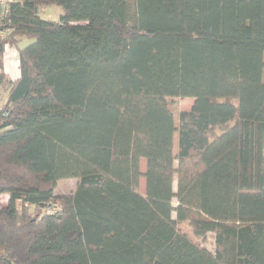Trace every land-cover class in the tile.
<instances>
[{
    "label": "trees",
    "instance_id": "1",
    "mask_svg": "<svg viewBox=\"0 0 264 264\" xmlns=\"http://www.w3.org/2000/svg\"><path fill=\"white\" fill-rule=\"evenodd\" d=\"M263 73L264 0H11L0 264H264Z\"/></svg>",
    "mask_w": 264,
    "mask_h": 264
},
{
    "label": "rangeland",
    "instance_id": "2",
    "mask_svg": "<svg viewBox=\"0 0 264 264\" xmlns=\"http://www.w3.org/2000/svg\"><path fill=\"white\" fill-rule=\"evenodd\" d=\"M64 9L62 6L53 4V5H42L39 7V14L42 18L46 20H51V21H59L61 14H63ZM33 39L27 38V37H22L21 41L19 43L20 47H24L31 43ZM263 80H264V73H263ZM194 98L192 97H173L169 98V102L171 105V108L174 112V117H175V122L176 125H179V115L181 111L184 110H189L192 107ZM178 151V133L176 132L174 134V148H173V153L174 156L177 155ZM175 164L177 165V160L175 161ZM141 169L143 172L146 170V160L142 159L141 160ZM78 179L77 178H67L61 180L56 188V193H71L76 189ZM174 190H177V177H175L174 181ZM145 177L142 176L140 179V192L142 194H145ZM8 200V196L4 194L2 196V203L5 204ZM173 204L177 205V200H173ZM56 210V207L54 206H49L47 208H44L42 213H47V212H53ZM173 217L176 218V213H173ZM178 227L188 233L193 239L204 246H206L209 250L214 251L215 250V239H214V234L209 233L205 238H200V237H195L190 225L188 222H179Z\"/></svg>",
    "mask_w": 264,
    "mask_h": 264
},
{
    "label": "crops",
    "instance_id": "3",
    "mask_svg": "<svg viewBox=\"0 0 264 264\" xmlns=\"http://www.w3.org/2000/svg\"><path fill=\"white\" fill-rule=\"evenodd\" d=\"M3 63L4 72L10 79L15 80L20 77L19 51L16 46L6 45ZM5 96L6 93L3 91L2 88H0V105L4 100Z\"/></svg>",
    "mask_w": 264,
    "mask_h": 264
},
{
    "label": "built area",
    "instance_id": "4",
    "mask_svg": "<svg viewBox=\"0 0 264 264\" xmlns=\"http://www.w3.org/2000/svg\"><path fill=\"white\" fill-rule=\"evenodd\" d=\"M11 0H0V22L2 17L8 12V5Z\"/></svg>",
    "mask_w": 264,
    "mask_h": 264
}]
</instances>
